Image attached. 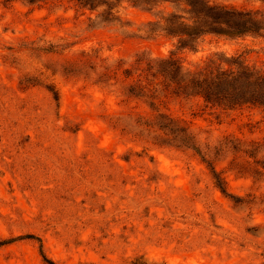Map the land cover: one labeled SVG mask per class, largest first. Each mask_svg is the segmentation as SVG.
Listing matches in <instances>:
<instances>
[{
	"label": "rangeland",
	"instance_id": "1",
	"mask_svg": "<svg viewBox=\"0 0 264 264\" xmlns=\"http://www.w3.org/2000/svg\"><path fill=\"white\" fill-rule=\"evenodd\" d=\"M211 1L264 15V0ZM104 8L0 0V264H264V109L153 92L145 66L239 57L264 73V36L177 49L147 26L169 2Z\"/></svg>",
	"mask_w": 264,
	"mask_h": 264
},
{
	"label": "trees",
	"instance_id": "2",
	"mask_svg": "<svg viewBox=\"0 0 264 264\" xmlns=\"http://www.w3.org/2000/svg\"><path fill=\"white\" fill-rule=\"evenodd\" d=\"M33 4L43 0H22ZM80 7L96 10L105 6L98 15L104 21L117 18L121 3L127 2L132 6L140 7L152 12L159 3L169 2L170 10L162 15H155V20L147 26L157 25L166 34L176 37L177 49H196L202 36L206 33H215L228 37L243 35L264 36V15L256 12H243L216 5L211 0H74ZM182 6L184 17L177 6ZM239 57H230L227 67L214 65L190 70L173 57H151L145 61L146 70L154 78L160 79L153 87L162 90L170 89L175 95H200L211 105L223 109H235L242 106H251L264 109V73L249 66ZM141 61L142 59H138ZM55 101L58 93L50 89ZM183 139L191 142L192 137L180 129ZM185 140H183L185 142ZM189 142V143H190ZM214 186L222 193H227L226 182L223 177L211 166ZM239 202V199H235Z\"/></svg>",
	"mask_w": 264,
	"mask_h": 264
}]
</instances>
